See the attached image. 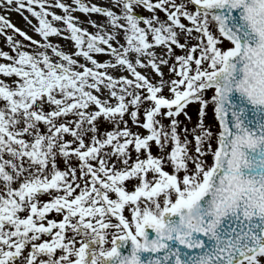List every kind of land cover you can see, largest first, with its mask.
Wrapping results in <instances>:
<instances>
[{"label": "snow or ice", "instance_id": "1", "mask_svg": "<svg viewBox=\"0 0 264 264\" xmlns=\"http://www.w3.org/2000/svg\"><path fill=\"white\" fill-rule=\"evenodd\" d=\"M0 9V264H264V0Z\"/></svg>", "mask_w": 264, "mask_h": 264}, {"label": "rangeland", "instance_id": "2", "mask_svg": "<svg viewBox=\"0 0 264 264\" xmlns=\"http://www.w3.org/2000/svg\"><path fill=\"white\" fill-rule=\"evenodd\" d=\"M57 11H59L58 9H56ZM3 10L0 9V12H2ZM26 14V13H25ZM147 14V13H145ZM75 15H77L81 22H82V25L83 26H88L87 25V22H86V18H90V19H93V20H98V21H101L103 22V17L100 16V15H91L89 17V14H84V13H80V12H77L75 13ZM8 18L12 21V23H14L17 27H20L21 29L25 30L28 32L29 35H33L35 36L36 39H40L39 36H37L34 32H32L31 28L28 26V24L24 21L23 19V16L20 14V13H17L15 11H11L8 13ZM90 31H92L93 29L92 28H89ZM17 38H20L18 35H17ZM51 39H53L54 41L55 40H60L59 37H51ZM60 42L62 44H64L65 48H68L69 45L67 44L66 41H63V40H60ZM27 43V42H26ZM4 45V37L3 36H0V46H3ZM99 60H104L106 57L104 55H100L97 57ZM143 71V69H142ZM195 105L192 106V108L190 109V112L191 114L193 115V118L195 119V112L192 111L193 109H195Z\"/></svg>", "mask_w": 264, "mask_h": 264}]
</instances>
